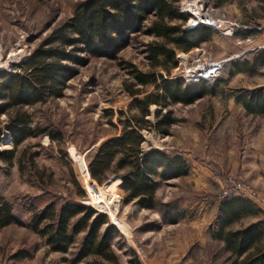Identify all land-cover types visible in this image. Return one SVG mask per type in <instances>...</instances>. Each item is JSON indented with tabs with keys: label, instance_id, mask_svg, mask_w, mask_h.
Instances as JSON below:
<instances>
[{
	"label": "rangeland",
	"instance_id": "1",
	"mask_svg": "<svg viewBox=\"0 0 264 264\" xmlns=\"http://www.w3.org/2000/svg\"><path fill=\"white\" fill-rule=\"evenodd\" d=\"M80 1L0 0V68L11 69L26 59L53 28L73 15ZM197 2H176L180 15L177 23L183 29L190 18L188 10L193 11L196 3L208 5L214 17H235L227 2ZM252 2L238 0L236 6L242 8L244 3ZM205 27L211 29V39L187 51L177 48V65L169 71L153 67L147 58V44L161 39L141 33L117 59L91 57L67 83L63 97L27 108L33 122L60 131L64 140L52 141L48 134L31 137L17 148L13 165L0 159V202H10L14 213L25 223H29L35 208L55 201H79L106 212L124 232L120 241L125 242L126 248L120 250L123 264H130L127 260L132 254L125 252L129 247L136 250L143 264H225L228 252L212 236L222 217L223 200L244 196L233 195L235 183L245 182L253 189L256 196L248 199L263 212L245 216L229 228L240 229L258 217L264 218V206L257 198L264 196V182L257 181V173L264 170V116L246 114L242 103L236 100L241 93L254 91V84L264 83V73L250 72L247 60L228 61L219 77L207 81L208 94L192 104L150 106L151 114L147 117L151 122L157 120V112L164 114L168 110L177 121L170 126L169 135L153 128L144 130V146L181 154L189 163L184 177L170 179L157 188L156 209L140 208L135 201H128L120 183L114 189L107 181H93L86 162L90 150L121 133V118L139 115L132 103L134 98L157 91L155 85L137 84L129 63L144 72L162 73L170 82L183 80L187 84L190 82L183 78H174L178 69L230 58L236 42L210 26ZM130 89L139 90L138 94L132 96ZM5 119L0 117L1 129ZM10 148L11 135L3 130L0 151ZM19 249H28L34 256L14 258ZM71 256L49 252L27 225L0 228V258L7 264H69L64 258Z\"/></svg>",
	"mask_w": 264,
	"mask_h": 264
},
{
	"label": "trees",
	"instance_id": "2",
	"mask_svg": "<svg viewBox=\"0 0 264 264\" xmlns=\"http://www.w3.org/2000/svg\"><path fill=\"white\" fill-rule=\"evenodd\" d=\"M177 1L82 0L73 15L53 28L26 59L12 65L11 69L0 68V117L6 118L4 128H0V140L2 131L6 130L12 142L10 150L0 151V159L13 165L17 148L31 137L48 134L52 141L64 140L60 131L33 122L27 108L63 97L67 83L91 57L117 59L132 39L146 33L161 39L147 44L151 65L169 71L177 65V48L187 51L209 41L210 28L199 25L187 30L177 23L180 17ZM228 1L216 0V3L223 5ZM151 16L154 18L149 21ZM262 64L264 52L253 65ZM129 65L137 84L155 85L157 91L135 97L132 103L139 115L121 118V133L90 150L86 162L93 181L100 184L107 181L114 189L120 183L128 201H135L140 208L156 209L157 188L170 179L184 177L189 163L181 154H168L159 147L144 146L147 141L144 130L153 128L162 135H169L170 126L177 121L168 110L164 114L157 112V120L151 122L147 117L151 114L150 106L154 103L165 108L170 103L192 104L208 94L205 85L210 80L187 84L183 80L170 82L155 70L149 73L139 70L133 63ZM138 91L130 89L132 96ZM249 93H241L236 100L243 102L248 112L264 113V87L254 90L252 96ZM114 176L119 178L112 180ZM262 212L244 196H228L223 200L222 217L212 237L221 241L228 252L225 264H264V218L240 229L229 228L245 216H258ZM163 217L166 218V214ZM12 224L29 226L49 252L72 254L71 258H64L69 264H123L120 250L126 248L125 242L120 241L124 234L106 212L86 203L50 202L40 209L35 208L29 223H25L14 213L12 204L3 200L0 202V228ZM125 252L132 254L128 263L143 264L134 248L129 247ZM33 256L28 249H19L13 254L14 258Z\"/></svg>",
	"mask_w": 264,
	"mask_h": 264
},
{
	"label": "built area",
	"instance_id": "3",
	"mask_svg": "<svg viewBox=\"0 0 264 264\" xmlns=\"http://www.w3.org/2000/svg\"><path fill=\"white\" fill-rule=\"evenodd\" d=\"M198 3V2H197ZM193 9V11L188 10V14L190 18L187 24L184 26L187 30L195 29V27L199 25L210 26L214 28L216 31H219L223 35H228L234 37L236 34V30L238 29L239 24L237 22L223 18L214 17L213 14L210 13V8L206 4H201ZM250 38L246 37H238L235 39V42L239 45H245ZM236 56H230V58H224L219 60H210L209 62L201 63L196 65L194 68H183V70H177L174 74V78L185 79L188 82H195L196 80L204 79L211 80L220 76L222 70L224 69L226 63ZM233 181V178H230ZM234 183V182H232ZM235 192L234 196H246L247 198H255L256 194L253 189L248 186L245 182H238L233 185ZM229 192L226 194L228 195ZM258 201L264 206V196H258Z\"/></svg>",
	"mask_w": 264,
	"mask_h": 264
},
{
	"label": "crops",
	"instance_id": "4",
	"mask_svg": "<svg viewBox=\"0 0 264 264\" xmlns=\"http://www.w3.org/2000/svg\"><path fill=\"white\" fill-rule=\"evenodd\" d=\"M253 1V2H252ZM238 0H230L227 2L228 7L232 8L235 14V17L229 18L237 24H239L238 29L236 30V34L234 37H231L234 42L235 39L238 37H246L250 38L249 41L245 45H239L234 46L231 50V56L235 55L236 57L232 60H235V63H237L236 59H239L241 61L247 60L248 67L250 72H262L264 73V64L262 65H253L254 60L259 57L261 53L264 52V0H251L253 3L252 5L245 4L242 8H239L237 5ZM222 35V34H221ZM208 42V41H207ZM206 43V42H204ZM255 88L254 90L258 88L264 87V83H256L254 84ZM249 96H252V92L249 91ZM243 105V108L246 112V114L250 116H264V113H252L248 112L246 110V107L244 106V103L241 102ZM258 180L260 183L264 182V170L262 172L257 173ZM256 181V182H257ZM258 219H261L258 217ZM258 219L256 221H258ZM124 233V232H122ZM0 264H7L6 261H2L0 258Z\"/></svg>",
	"mask_w": 264,
	"mask_h": 264
},
{
	"label": "bare ground",
	"instance_id": "5",
	"mask_svg": "<svg viewBox=\"0 0 264 264\" xmlns=\"http://www.w3.org/2000/svg\"><path fill=\"white\" fill-rule=\"evenodd\" d=\"M191 1H193V2H194V1L197 2L198 0H191ZM183 58H184V57H183ZM107 183H108V182H107Z\"/></svg>",
	"mask_w": 264,
	"mask_h": 264
}]
</instances>
